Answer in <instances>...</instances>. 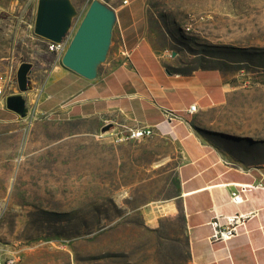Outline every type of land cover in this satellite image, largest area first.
<instances>
[{
    "label": "rangeland",
    "instance_id": "1",
    "mask_svg": "<svg viewBox=\"0 0 264 264\" xmlns=\"http://www.w3.org/2000/svg\"><path fill=\"white\" fill-rule=\"evenodd\" d=\"M69 1L78 25L95 0ZM11 3L0 0L1 28L9 36L17 16L19 35L0 46V71L32 68L27 90L7 91L24 99L19 119L0 122V264H195L180 211L146 216L175 201L179 150L163 137L113 141L90 118H36L55 56L34 32L36 0ZM150 24L178 67L214 64L242 79L201 116L203 134L239 155L264 151V0H154Z\"/></svg>",
    "mask_w": 264,
    "mask_h": 264
},
{
    "label": "crops",
    "instance_id": "2",
    "mask_svg": "<svg viewBox=\"0 0 264 264\" xmlns=\"http://www.w3.org/2000/svg\"><path fill=\"white\" fill-rule=\"evenodd\" d=\"M15 1L20 0H12V10L20 8L14 6ZM153 3L154 0L111 3L115 19L110 43L93 76L70 69L53 53L55 61L34 114L46 121L90 118L101 127L110 123L120 131L153 126L154 135L145 139L163 137L172 142L181 162L175 201L168 202L171 207L155 219H150L147 212V218L152 222L161 215L180 211L195 264H264V189L249 190L243 203L230 201L237 185L264 183V151L259 153L260 149L255 151L253 147L242 155L229 152L206 137L199 123L205 112L227 104L241 90L242 79L233 80V75L214 64L175 65L158 44V31L151 27ZM15 18L7 37L0 22V46L17 41L19 22ZM78 25L70 26L71 39ZM5 58L8 57L0 53V59ZM194 103L197 111L190 113L188 109ZM165 109L174 111L179 119L169 124ZM18 119V113L8 109L0 96V122ZM250 154L256 157L251 163L245 159ZM250 211L257 214L239 235L228 241H211L210 221L215 212L232 215Z\"/></svg>",
    "mask_w": 264,
    "mask_h": 264
},
{
    "label": "water",
    "instance_id": "3",
    "mask_svg": "<svg viewBox=\"0 0 264 264\" xmlns=\"http://www.w3.org/2000/svg\"><path fill=\"white\" fill-rule=\"evenodd\" d=\"M73 15L74 10L69 0H38L34 32L47 40L60 42L68 34ZM114 19L111 7L97 0L93 1L70 41L62 63L84 76H93L97 63L105 58ZM31 68L32 63L23 62L17 70V82L21 91L28 88V73ZM6 106L12 111L23 112L24 99L21 95H10L6 99ZM112 127L110 123L105 124L101 133H107Z\"/></svg>",
    "mask_w": 264,
    "mask_h": 264
},
{
    "label": "built area",
    "instance_id": "4",
    "mask_svg": "<svg viewBox=\"0 0 264 264\" xmlns=\"http://www.w3.org/2000/svg\"><path fill=\"white\" fill-rule=\"evenodd\" d=\"M71 41V34H67L62 41L55 42L47 40V49L49 52L54 53L58 60H62V57ZM17 85V69L13 65L8 67L5 71L0 72V96L4 97L6 104L7 91ZM188 111L195 113L197 111V104H192ZM165 120L170 124L174 120H178L179 116L172 110H164ZM155 128L153 126H136L131 127L125 131L117 130L112 127L105 135L110 136L113 141H130V140H142L153 136ZM253 188L264 189V183L254 184H241L231 192L230 201L234 204L243 203L246 200V193ZM257 211H250L246 213H235L232 215H222L215 212L213 218L210 221L213 233L211 235V241H228L233 237L241 233V228L244 227L247 221L254 217ZM14 259H8L7 264H13Z\"/></svg>",
    "mask_w": 264,
    "mask_h": 264
},
{
    "label": "bare ground",
    "instance_id": "5",
    "mask_svg": "<svg viewBox=\"0 0 264 264\" xmlns=\"http://www.w3.org/2000/svg\"><path fill=\"white\" fill-rule=\"evenodd\" d=\"M152 209L157 210V213H164L169 209L168 204H158L156 207H152Z\"/></svg>",
    "mask_w": 264,
    "mask_h": 264
}]
</instances>
